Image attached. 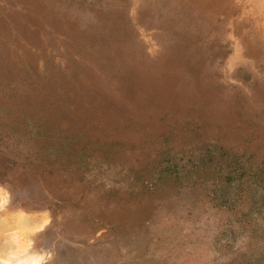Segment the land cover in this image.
Instances as JSON below:
<instances>
[{
  "label": "rangeland",
  "instance_id": "374dc122",
  "mask_svg": "<svg viewBox=\"0 0 264 264\" xmlns=\"http://www.w3.org/2000/svg\"><path fill=\"white\" fill-rule=\"evenodd\" d=\"M261 62L264 0H0V264H264Z\"/></svg>",
  "mask_w": 264,
  "mask_h": 264
},
{
  "label": "bare ground",
  "instance_id": "6f19581e",
  "mask_svg": "<svg viewBox=\"0 0 264 264\" xmlns=\"http://www.w3.org/2000/svg\"><path fill=\"white\" fill-rule=\"evenodd\" d=\"M122 1V0H121ZM43 5V4H42ZM145 7V6H144ZM55 9V8H54ZM143 9V8H142ZM141 9V10H142ZM135 10V9H134ZM38 12V11H37ZM195 13H197L196 11H195ZM35 15V14H34ZM108 17V16H107ZM72 19V18H71ZM125 19V18H124ZM67 21V20H66ZM69 22V21H68ZM147 24V23H146ZM151 25V24H150ZM79 28V27H78ZM84 28V27H83ZM90 30V29H89ZM173 30V29H172ZM5 32V31H4ZM103 32V31H102ZM69 33V32H68ZM96 33V32H95ZM168 33V32H167ZM3 34H5V33H3ZM99 34V33H98ZM86 38H88V36L86 37ZM176 38V37H175ZM71 39V38H70ZM109 39V38H108ZM113 41V40H112ZM135 41V40H134ZM79 43V42H78ZM106 43V42H105ZM70 44V43H69ZM80 44V43H79ZM83 44V43H82ZM81 44V45H82ZM102 44V43H101ZM40 46V45H39ZM170 46V45H169ZM82 47V46H81ZM167 47V46H166ZM99 48V47H98ZM108 48V47H107ZM38 49V48H37ZM86 49V48H85ZM101 49V48H100ZM103 49V48H102ZM77 50V49H76ZM39 51V50H38ZM94 51V50H93ZM101 51V50H100ZM79 52H81V51H79ZM77 54V53H76ZM106 57V56H105ZM201 58V57H200ZM219 58V57H218ZM217 58V59H218ZM199 59V58H198ZM182 61V60H181ZM77 62V61H76ZM197 62V61H196ZM78 63V62H77ZM260 65H261V68H264V62H261L260 63ZM209 66V65H208ZM58 67V66H57ZM191 69V68H190ZM55 70V69H54ZM263 70V69H262ZM60 71V70H59ZM191 71V70H190ZM56 74V73H55ZM61 76V75H60ZM45 77V76H44ZM57 77V76H56ZM255 79L256 80H261V83L262 84H264V79H262V78H260V77H257V76H254V77H252V76H250V82H254L255 81ZM57 81H59V80H57ZM73 84V83H72ZM70 85V84H69ZM67 86V85H66ZM222 87V86H221ZM80 90V89H79ZM82 93V92H81ZM85 96H87V95H85ZM259 98L261 99V100H263V102H264V89H262V87L260 88V92H259ZM200 99V98H199ZM68 103V102H67ZM101 104V103H100ZM106 105V104H105ZM104 106V105H103ZM112 109V108H111ZM94 113V112H93ZM105 113H106V111H105ZM190 113V112H189ZM263 113H264V110H263ZM124 117V116H123ZM127 117H128V115H127ZM151 117V116H150ZM131 118V117H130ZM152 118V117H151ZM136 119V118H135ZM133 120V119H132ZM124 122H126V121H124ZM122 124V123H121ZM90 125V124H89ZM120 127V126H119ZM130 127V126H129ZM131 128V127H130ZM176 128V127H175ZM114 129V128H113ZM138 130V129H137ZM169 131V130H168ZM123 134V133H122ZM127 134V133H126ZM133 134V133H132ZM149 134V133H148ZM127 137H128V134H127ZM133 137V136H132ZM17 236H19L17 233H15ZM16 236V237H17ZM23 236V235H22ZM25 236V235H24ZM15 237V236H14ZM13 240H14V242L16 241V243H17V240L18 241H23V237L22 238H20V240L17 238V240H15V238L14 239H12V242H13ZM19 243V245L17 244V246H18V249H21V250H23L24 251V249H25V247L27 246V244H25L24 242H18ZM15 246V245H14ZM20 247V248H19ZM20 253V252H19ZM39 261H40V255H37V254H27V255H24V256H17V254L14 256V258H12L11 259V257H6V258H4V259H2V261H1V264H38L39 263Z\"/></svg>",
  "mask_w": 264,
  "mask_h": 264
}]
</instances>
